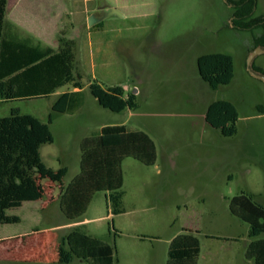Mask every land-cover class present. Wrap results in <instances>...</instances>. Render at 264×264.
<instances>
[{
    "label": "rangeland",
    "instance_id": "obj_1",
    "mask_svg": "<svg viewBox=\"0 0 264 264\" xmlns=\"http://www.w3.org/2000/svg\"><path fill=\"white\" fill-rule=\"evenodd\" d=\"M235 1L29 0L7 16L21 35L33 33L43 45L56 46L61 34L76 42L80 107L67 112L58 100L73 89L71 82L50 96L0 99V116L17 109L48 123L53 140L39 152L47 166L67 167L63 185L80 170L84 135L104 124H125L136 132L135 150L122 161L124 211L111 213L108 191H96L73 220L114 244L113 264H165V239L184 228L200 240L197 264H254L245 257L249 224L228 204L241 191L264 204V113L258 108L264 106V81L246 65L248 53L260 46L253 62L264 73V43L255 42L264 22L235 24ZM101 5L121 14L89 25ZM252 15L264 18V0H254ZM219 53L227 56V67L212 75L215 87L202 78L198 59ZM94 80L104 87L126 86L137 106L103 107L90 92ZM40 182L42 198L55 200L43 208H32L39 200L9 210L20 220L0 223V235L34 234L0 238V264H63L57 262V246L72 221L59 209V184L46 177ZM51 222L62 225L43 228ZM157 232L160 240H151Z\"/></svg>",
    "mask_w": 264,
    "mask_h": 264
},
{
    "label": "trees",
    "instance_id": "obj_2",
    "mask_svg": "<svg viewBox=\"0 0 264 264\" xmlns=\"http://www.w3.org/2000/svg\"><path fill=\"white\" fill-rule=\"evenodd\" d=\"M234 3L235 24L249 27L264 22L263 16L252 15L254 0ZM6 7L7 0H0V99L48 96L71 82L74 89L61 94L58 100L65 104L67 112H73L83 103L81 75L75 72V40L61 34L57 46L52 47L42 45L31 35L19 36L6 26ZM100 24L101 21L92 26ZM260 36L257 44L264 43V34ZM226 57L222 53L202 55L198 59L202 78L215 86L212 75L227 67ZM253 67L261 71L254 62ZM89 89L99 104L112 111L137 106L135 93L122 85L104 87L94 80L89 82ZM258 108L264 112L262 104ZM135 136L136 132L125 124H104L91 130L80 140V170L63 185L67 167L47 166L39 152L43 143L53 140L48 123L17 109L0 116V223L19 221V216L7 209L43 197L45 190L40 179L45 177L59 184V209L70 221L85 212L96 191H108L111 213L124 211L122 161L135 150ZM228 207L233 215L249 224L252 239L246 245L245 257L254 264H264V236L258 237L264 232V204L251 193L241 191L230 197ZM114 252L113 243L85 232L80 224H73L59 240L57 261L113 264ZM199 253L198 236L192 229L184 228L169 241L165 264H197Z\"/></svg>",
    "mask_w": 264,
    "mask_h": 264
},
{
    "label": "crops",
    "instance_id": "obj_3",
    "mask_svg": "<svg viewBox=\"0 0 264 264\" xmlns=\"http://www.w3.org/2000/svg\"><path fill=\"white\" fill-rule=\"evenodd\" d=\"M26 1H29V0H7V7H6V12H5V20H6V26L7 27H9V29L12 31V32H14V33H16V34H18L19 36H26V35H21L18 31H17V29H16V26L14 25V24H12L11 22H9V21H7V16L9 15V12L11 11V10H14V11H19V10H21V5H22V3L23 2H26ZM37 1V0H36ZM34 4H36V2L34 3ZM103 7H104V9H108V6L107 5H102ZM31 9V8H30ZM97 10H94L93 12H96ZM103 16H105V15H103ZM99 21H101V19L99 20ZM98 21V22H99ZM101 25V24H100ZM99 26V25H98ZM32 34L33 33H30L29 35H31L32 36ZM34 35V34H33ZM35 41H38V40H35ZM40 41V40H39ZM41 43V42H40ZM58 44V43H57ZM43 45V44H42ZM50 46H52V45H50ZM57 46V45H56ZM56 46H52V47H56ZM125 89H126V86H123ZM74 89V88H73ZM127 90V89H126ZM57 91V90H56ZM53 93H55V92H53ZM53 93H51V94H53ZM51 94H49L48 96H50ZM57 94H59V93H57ZM45 194V193H44ZM57 199H58V197H57ZM39 200H42V202L40 203V205L38 206V205H36V206H32V208H35V209H37L38 207H41V208H43V207H46L48 204H49V202L51 201V200H55V198H54V196L53 195H50V198L49 199H43L42 197L41 198H39V199H36V200H26V201H23L22 202V204L20 205V206H17L16 208H20V207H23L25 204H34V202H37V201H39ZM45 205V206H44ZM14 208V207H13ZM11 208H9V209H7V212H9V210H10ZM33 212H34V210H33ZM17 215V214H16ZM20 218V217H19ZM20 220V219H19ZM73 224H80L81 225V223H80V221H72V222H70V227L73 225ZM60 225H62V224H57V223H49V224H47V226H45V227H43V228H47V229H52V230H55V229H59V226ZM41 228H37V231H39ZM159 229H161V228H159ZM50 230H48V231H50ZM36 231V230H35ZM36 231V232H37ZM158 233V232H157ZM34 234V231H31V232H14V233H11V234H3V235H0V238H5V237H12V236H20L21 238H22V236L23 235H28V236H30V238H31V236ZM175 234H177V232L176 233H172V234H170L169 236H168V238H167V240L165 239V242H166V250H167V246H168V243H169V241L171 240V238L175 235ZM62 236L64 235V234H61ZM154 236L152 237V239L151 240H154V241H157V240H160V234L158 233V234H153ZM141 240H144L145 239V237H141L140 238ZM153 244V243H152ZM141 259H135V261H136V264H140V261ZM58 262V261H57ZM59 263V262H58Z\"/></svg>",
    "mask_w": 264,
    "mask_h": 264
},
{
    "label": "water",
    "instance_id": "obj_4",
    "mask_svg": "<svg viewBox=\"0 0 264 264\" xmlns=\"http://www.w3.org/2000/svg\"><path fill=\"white\" fill-rule=\"evenodd\" d=\"M98 8H101V14L98 15L97 14V11L96 12H92V14L89 16V19H88V24L89 25H92L96 22H98L102 17L103 15H107V14H112V13H120L116 8L114 7H111V6H108V9H104L103 6H98ZM121 14V13H120ZM261 50H263L262 47L260 46H256L254 47L247 55L246 57V65H247V68L249 70V72L254 75L255 77L261 79L264 81V73L260 70H257L253 67V59L255 57V55L260 52Z\"/></svg>",
    "mask_w": 264,
    "mask_h": 264
},
{
    "label": "flooded vegetation",
    "instance_id": "obj_5",
    "mask_svg": "<svg viewBox=\"0 0 264 264\" xmlns=\"http://www.w3.org/2000/svg\"><path fill=\"white\" fill-rule=\"evenodd\" d=\"M102 6V5H101ZM95 10H97V14L100 15L101 14V8H96ZM215 87H218V84L215 85ZM260 113H264V112H260Z\"/></svg>",
    "mask_w": 264,
    "mask_h": 264
}]
</instances>
